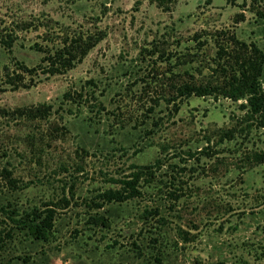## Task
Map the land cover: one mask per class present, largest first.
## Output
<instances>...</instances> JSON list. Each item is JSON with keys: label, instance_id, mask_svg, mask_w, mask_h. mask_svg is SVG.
Returning <instances> with one entry per match:
<instances>
[{"label": "rangeland", "instance_id": "374dc122", "mask_svg": "<svg viewBox=\"0 0 264 264\" xmlns=\"http://www.w3.org/2000/svg\"><path fill=\"white\" fill-rule=\"evenodd\" d=\"M164 4L0 0V264H264V129L243 98L172 97L220 81L225 33L264 53V0ZM98 32L64 72L37 68ZM138 169L137 196L100 202ZM46 207L33 238L21 219Z\"/></svg>", "mask_w": 264, "mask_h": 264}, {"label": "trees", "instance_id": "16d2710c", "mask_svg": "<svg viewBox=\"0 0 264 264\" xmlns=\"http://www.w3.org/2000/svg\"><path fill=\"white\" fill-rule=\"evenodd\" d=\"M154 1L158 7L166 10L164 2H170L171 0ZM254 14L264 19V7L254 9ZM239 16L242 17L241 15ZM222 32L224 33V31ZM225 35L224 43H216L215 51L217 61H221V63H217L219 66L217 65L218 68L216 69L220 70L222 74V77L219 79L220 81L218 83L197 84L193 81L180 82L174 86V95L172 97L180 99L181 97H188L190 95H221L232 100L243 98L246 110L250 115H255L258 124L264 129V88L258 83V77L264 65V53L253 43L247 44L244 41L238 40L232 33H225ZM102 36V33L98 32L96 34L88 33L86 35L68 37L62 41L61 47L45 53L40 59L42 66L39 65L37 68H40V71L46 74L62 73L64 70L72 67L75 62H78ZM10 43L8 41L7 45L10 46ZM4 70H6V67H4ZM20 70L21 72L19 73H14V71L9 72L8 70L4 71L6 78L4 83L9 84L10 88H16L17 83L10 76L13 75L21 78L22 72L28 73L34 71L35 68H27L21 64ZM34 111H39V109L36 107ZM140 168L148 169L149 166ZM140 172L141 170L138 169L131 171L129 175L121 179H115L120 187L116 189L106 188L99 192L97 197L100 202L122 201L126 198L137 196L139 194L137 180L140 177ZM95 204L99 206L100 203ZM51 212V208L47 207L43 210L34 208L24 214L21 223L27 227L28 233L33 238L45 240L47 232L51 227ZM100 222L102 221L100 220Z\"/></svg>", "mask_w": 264, "mask_h": 264}]
</instances>
